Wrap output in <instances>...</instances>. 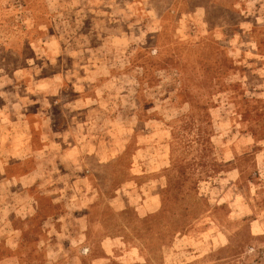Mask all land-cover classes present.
Wrapping results in <instances>:
<instances>
[{
  "label": "rangeland",
  "instance_id": "374dc122",
  "mask_svg": "<svg viewBox=\"0 0 264 264\" xmlns=\"http://www.w3.org/2000/svg\"><path fill=\"white\" fill-rule=\"evenodd\" d=\"M0 264H264V0H0Z\"/></svg>",
  "mask_w": 264,
  "mask_h": 264
}]
</instances>
